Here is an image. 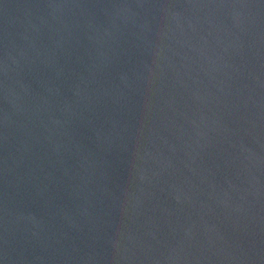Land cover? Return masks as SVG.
Here are the masks:
<instances>
[{"label": "water", "instance_id": "1", "mask_svg": "<svg viewBox=\"0 0 264 264\" xmlns=\"http://www.w3.org/2000/svg\"><path fill=\"white\" fill-rule=\"evenodd\" d=\"M0 264H264V0H0Z\"/></svg>", "mask_w": 264, "mask_h": 264}]
</instances>
